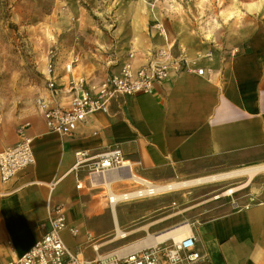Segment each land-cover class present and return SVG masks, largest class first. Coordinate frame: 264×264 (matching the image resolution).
<instances>
[{"label": "crops", "instance_id": "obj_1", "mask_svg": "<svg viewBox=\"0 0 264 264\" xmlns=\"http://www.w3.org/2000/svg\"><path fill=\"white\" fill-rule=\"evenodd\" d=\"M141 1L153 13L155 6L169 0ZM257 15L258 27H243L242 39L233 45L215 38L195 55L182 46L178 34L172 39L165 30L156 29L160 25L156 20L141 31L140 41L120 34L115 25L111 47H84L73 52L70 61L55 58L59 86L83 79L88 89L118 74L130 52L138 68L149 61V52L167 47L172 58L185 61L186 68L169 73L152 93L116 99L108 114L88 115L72 136L48 133L35 108L26 121L34 164L14 179L0 181V264L22 256L40 239L45 232L42 224L57 206L65 210L67 229L61 234L65 246L87 260L171 244L168 239L142 245L150 235L187 223L203 256L199 264H264V171L245 187L240 186L246 178L233 184L236 190L230 195H224L229 188L217 189L210 198L189 206L183 199L186 194H173L183 190L179 189L137 197L164 196L156 201H119L114 217L108 202L110 219L96 199L100 188L109 194L105 180L113 174L119 178L109 184L115 194L127 191L122 183L135 174L148 183L179 181L169 183L175 184L264 166V10ZM201 47L193 50L201 51ZM69 64L72 68L67 72ZM39 97L49 98L46 88ZM67 101L65 94L53 99L54 103ZM18 130L6 136L0 131V151L18 141ZM112 150L122 153L130 170L97 177L88 176L87 164L76 167L77 153L96 157ZM98 178L100 182L95 183ZM116 227L124 237L117 235ZM71 229L77 231L75 236Z\"/></svg>", "mask_w": 264, "mask_h": 264}, {"label": "rangeland", "instance_id": "obj_2", "mask_svg": "<svg viewBox=\"0 0 264 264\" xmlns=\"http://www.w3.org/2000/svg\"><path fill=\"white\" fill-rule=\"evenodd\" d=\"M142 2L0 0V131L3 135L6 136L13 129L17 131L35 111V101L46 86L49 52L63 62L70 61L73 52L84 50V47H111L115 40L111 35L115 25L119 26L120 34L124 33L140 41L141 31L146 30L147 24L152 25L157 20L169 38L171 36L174 39L178 34L179 39H183L182 46L191 48L190 52L195 55L209 48L215 38L233 45L242 39L243 27H258L257 13L264 10V0H169L168 3L155 6L151 13ZM194 46H202L201 51L195 52ZM244 178L199 185L173 194H186L183 199L186 200V206H189L210 198L216 194L214 192L217 189L221 192L227 188L233 189L231 186L241 184ZM149 182L165 185L179 181ZM122 184L128 190L115 194L133 192L143 187L134 181ZM161 197L164 196L136 198L132 202L139 203L145 199L156 201ZM96 199H99L97 203L104 206L111 219L108 193L100 188ZM189 235L187 233L183 238Z\"/></svg>", "mask_w": 264, "mask_h": 264}, {"label": "built area", "instance_id": "obj_3", "mask_svg": "<svg viewBox=\"0 0 264 264\" xmlns=\"http://www.w3.org/2000/svg\"><path fill=\"white\" fill-rule=\"evenodd\" d=\"M164 0H153L160 2ZM156 29L162 32L157 24ZM149 61L134 68L135 54L130 52L123 61L118 74L109 75L96 88L88 89L83 79L71 80L66 86H59L55 78V55L48 53L45 83L49 98L39 97L35 104L40 112L46 131L61 136H72L77 127L91 114H108L112 102L136 93H152L171 72L186 68L185 61L172 58L170 49L160 47L148 53ZM184 64V67H183ZM72 65L66 66L69 72ZM202 70H198L201 75ZM65 94L66 103H54ZM29 123H23L18 130V141L0 151V181L14 179L21 171L34 164L31 140L26 135ZM76 167L87 164L88 176L104 175L114 170H130L129 163L119 150H112L96 157L86 153L76 154ZM135 183V182H134ZM142 187V186H141ZM45 232L38 241L22 256L7 264H199L203 256L196 248L193 236L184 237L179 242L161 244L149 249L128 253L125 256L111 255L95 260H87L70 252L62 239V232L67 229L65 210L54 207L42 224ZM75 236L77 231L71 229Z\"/></svg>", "mask_w": 264, "mask_h": 264}, {"label": "bare ground", "instance_id": "obj_4", "mask_svg": "<svg viewBox=\"0 0 264 264\" xmlns=\"http://www.w3.org/2000/svg\"><path fill=\"white\" fill-rule=\"evenodd\" d=\"M208 55L209 54H207L206 56H208ZM198 70H202V69H196L197 74H198ZM116 171L117 170H114L112 172H116ZM261 171H264V166L244 169V170L235 171V172L226 173V174H221V175H216V176L205 177V178L191 180V181H184V182L182 181L180 183L163 185V186L145 182L143 180H140L135 175H133L132 177H129V181L137 182L138 184H140L143 187L141 189H137L131 193H126V194H122V195H115V194L111 193V191H110V186H109L110 182L113 180L119 179L118 176H116L114 174L110 175L109 177H107V180H105V183L107 186V190L109 192L108 202L112 206V215L114 217V205L119 201H126V200H129L132 198L149 196V195H156V194H159L162 192L174 191V190H179V189H187L190 187H196L199 185H205V184L214 183L217 181H222V180L231 179V178H239V177H246L245 183L241 186V187H245L246 185H248L249 181L254 177V175L257 174L258 172H261ZM99 176H103V175H99ZM99 176H97V177H99ZM99 180H100L99 178L97 180L95 179V183H99L100 182ZM235 190L236 189H231V190L225 192L224 195H230ZM116 231H117L118 236L121 235L124 237L123 232H121L118 229V227H116ZM187 233H190V226L187 223H185L184 225H181L179 227H176V228L170 229L168 231L162 232L156 236H154V235L148 236L143 241L142 245L144 247H147L150 245L161 243V242L168 240V239H170L171 241H175L178 239L182 240V239H184L183 236ZM125 236H126V234H125ZM186 237H188V236H186Z\"/></svg>", "mask_w": 264, "mask_h": 264}]
</instances>
